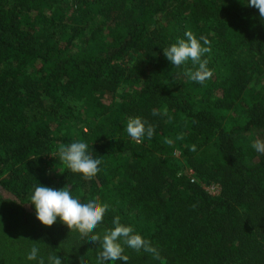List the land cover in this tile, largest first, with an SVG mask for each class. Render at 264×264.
<instances>
[{
  "label": "trees",
  "instance_id": "obj_1",
  "mask_svg": "<svg viewBox=\"0 0 264 264\" xmlns=\"http://www.w3.org/2000/svg\"><path fill=\"white\" fill-rule=\"evenodd\" d=\"M188 31L209 41L204 85L163 54ZM135 116L150 140L128 136ZM249 133L264 140V19L247 0H0V191L16 203L66 187L109 204L100 228L119 216L162 255L264 264V155ZM78 140L102 160L90 181L57 155Z\"/></svg>",
  "mask_w": 264,
  "mask_h": 264
},
{
  "label": "clouds",
  "instance_id": "obj_2",
  "mask_svg": "<svg viewBox=\"0 0 264 264\" xmlns=\"http://www.w3.org/2000/svg\"><path fill=\"white\" fill-rule=\"evenodd\" d=\"M247 5L257 9L259 17L264 19V0H247ZM185 36L187 39H179L163 49V54L173 66L178 68L191 61L193 68L186 69L184 75L190 81L204 85L213 75L207 67L208 60L202 59L211 51L208 46L209 41L203 36L198 39L191 31L186 32ZM152 115L158 116L161 113L153 109ZM126 132L132 140L141 143L145 138L150 140L155 135L156 127L146 119L135 116L128 119ZM166 143L171 144L172 141L166 140ZM252 147L257 153L264 155V140L256 139ZM190 151H196V146L191 145ZM57 155L67 169L74 174H80L85 181L92 180L101 171L102 160L93 158L89 145L82 140L59 145ZM30 203L34 207L36 219L43 226L51 227L59 218L69 231L78 232L81 239H87L91 243L98 242L97 264L117 260L127 264L129 257L125 255V246L137 253L141 251L150 253L154 259L161 260L159 250L151 241L137 234L132 226L122 224L119 216L113 218V227L106 228L103 233L97 232L110 208L109 204L101 203L99 198L81 203L66 187L55 189L38 184L30 197ZM27 259L37 261V264H45V259L40 256V249L36 244H33ZM47 262L62 264V259L49 253ZM81 264H84L82 257Z\"/></svg>",
  "mask_w": 264,
  "mask_h": 264
},
{
  "label": "rangeland",
  "instance_id": "obj_3",
  "mask_svg": "<svg viewBox=\"0 0 264 264\" xmlns=\"http://www.w3.org/2000/svg\"><path fill=\"white\" fill-rule=\"evenodd\" d=\"M103 99L109 98L107 94L102 95ZM73 129L82 127V120L78 118L72 121ZM247 139L251 144L255 137L249 133ZM174 157L182 172L188 169L181 159L174 153ZM204 189L214 194L215 189L211 185H205ZM0 264H37V261H29L27 255L33 244L40 249V256L48 264L47 257L53 253L68 264H81V257L84 264H97V253L99 244L91 243L87 239H81L78 232L69 229L60 222L51 227L43 226L35 217L34 207L29 204L16 203L12 197L0 191ZM105 229L97 228V232L103 233ZM125 255L129 257L127 264H192L181 259H174L170 256L160 254L161 260H156L150 253L141 251L137 253L125 246ZM105 264H124L123 261H106Z\"/></svg>",
  "mask_w": 264,
  "mask_h": 264
},
{
  "label": "built area",
  "instance_id": "obj_4",
  "mask_svg": "<svg viewBox=\"0 0 264 264\" xmlns=\"http://www.w3.org/2000/svg\"><path fill=\"white\" fill-rule=\"evenodd\" d=\"M187 173L190 174L191 173L190 170H188ZM211 187H213L215 189V193L214 194H217V192H218V186L215 184V185H211Z\"/></svg>",
  "mask_w": 264,
  "mask_h": 264
}]
</instances>
